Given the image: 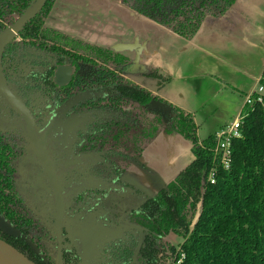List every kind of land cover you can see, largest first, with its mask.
I'll return each instance as SVG.
<instances>
[{
	"label": "trees",
	"instance_id": "16d2710c",
	"mask_svg": "<svg viewBox=\"0 0 264 264\" xmlns=\"http://www.w3.org/2000/svg\"><path fill=\"white\" fill-rule=\"evenodd\" d=\"M35 1L0 0V34ZM119 1L191 39L203 22L224 15L238 0ZM53 3L45 0L17 40L5 46L0 67L39 133L54 128L57 110L79 95L61 118L75 114L85 121L75 129L71 151L64 146L69 155L61 150L57 164L66 156L80 159L92 180L88 186L84 179L75 180L80 187L65 207L59 258L50 196L33 188L32 178L16 180L19 171L30 167L24 154L35 159L25 130L0 127V216L15 231L0 230V238L36 264H264V107L244 105L242 136L231 142V164L228 169L217 166L210 183L215 133L200 139L194 116L171 104L166 117L148 107L153 100L163 102L155 92L170 79L168 74L150 70L147 76L156 79L151 86L131 79L123 72L130 64L126 56L46 26ZM62 64L73 67L72 79L58 86L54 72ZM81 66L87 70L80 72ZM161 133L189 140L194 158L150 196L128 187L122 177ZM43 185L48 187L46 181ZM91 214L119 235L100 240L86 261L75 232L87 228Z\"/></svg>",
	"mask_w": 264,
	"mask_h": 264
},
{
	"label": "crops",
	"instance_id": "0c3cea01",
	"mask_svg": "<svg viewBox=\"0 0 264 264\" xmlns=\"http://www.w3.org/2000/svg\"><path fill=\"white\" fill-rule=\"evenodd\" d=\"M45 24L126 56L130 64L124 74L143 85L140 76L150 79L152 69L168 74L170 79L155 94L194 119L207 116L205 109L221 101L220 107L232 113L211 133L243 111L245 97L264 69V0H238L224 15L203 22L191 39L124 7L119 0H54ZM144 151L143 163L158 176L164 170L153 171L155 160L165 159L168 175L167 168L189 164L194 158L185 138L175 133H161ZM147 151H152L151 159Z\"/></svg>",
	"mask_w": 264,
	"mask_h": 264
},
{
	"label": "rangeland",
	"instance_id": "374dc122",
	"mask_svg": "<svg viewBox=\"0 0 264 264\" xmlns=\"http://www.w3.org/2000/svg\"><path fill=\"white\" fill-rule=\"evenodd\" d=\"M143 78L144 76L143 77L140 76V80H145L144 83L146 85H150L151 83L156 82V79H152V78L143 79ZM77 98H79V95L71 97L64 104L62 108L57 110L54 128L53 127L50 128V126H46V128L43 131H41L40 133L38 132L39 134H42V136H44L43 138L46 141V146L50 147L49 153H50V157H51V160L53 162L55 169L58 166L57 164L58 150L64 149L66 151V155H69V149H67V147L70 146L72 139L75 135V130H72L71 134L66 138V140H62V131H63V126L65 122H67V120H69L70 118H73L76 116L75 114L71 115L73 117H69L68 119L66 118L64 119V116L61 118V116L67 113L66 108L70 105V103L75 101ZM8 104L9 103L5 100V98L0 93V127L5 128L6 126L9 128H14L18 130L24 128V122H23L22 116H20L15 110L11 109V107ZM220 105H222L221 101L219 102L217 101L216 103L211 104L205 109V111L207 112V116L203 115V117L197 116L195 118L197 125H199L198 136L200 137V139L210 134L215 128V125H218L217 123L222 122L224 119H228L230 114L232 113L230 109H223L222 107H220ZM79 118H80L79 121L81 125L85 121V118L82 115H80ZM185 140L189 146V149H191V142L187 139ZM66 145L67 147H64ZM149 146L150 144L147 147ZM178 149L181 152L180 146H178ZM70 151H71V146H70ZM149 152L150 151H147L146 156L148 157V159H151V157L149 156ZM183 154H184V151H183ZM24 159L29 162L30 167L27 170H23V172L19 171L16 175V180H20L24 178L21 181H24L25 179H28L29 181H31V178L34 179L33 183H31L30 185L33 188L39 187L41 194L50 196L51 198L50 207L53 209L54 199H53V194H51L50 192L51 187H47V186L45 187V185H43V183H45V176H46L45 173L42 172L40 166L35 162L36 158L34 159L33 156L30 154V152H27L24 154ZM187 165H188L187 162H184V164L181 166H178V165L171 166V168L169 169L167 168V170L169 171L168 172L169 174L166 175L165 174V169H166L165 159L155 160L154 167L152 168L153 171L155 170L157 172L160 169L164 170V172L162 173V176H158L154 174V172H152L149 169V167L143 163L141 156H140L138 163L132 164L131 167L126 171V173L123 174L122 181L128 187L129 185L133 186L134 188H138L144 191L147 195L151 196L155 194L165 184L170 182L175 177V175H177L178 172L181 171ZM62 167L69 168L68 172L66 173L68 175L67 184L70 185L69 188L67 187V184L65 182L62 183L63 181L61 177L62 173L58 172V179H59V182L61 183L62 193H64V189L67 187V190L65 193L66 196L67 195L70 196L75 190H77L78 187H80V185H76V183H74L77 177H79L80 179H84L82 183H84L85 185L88 186L91 184L90 181L92 179H88V176H87L89 166H87L84 163H81L80 159H65ZM26 175L28 176L27 178H25ZM64 200H65V207H66V204L69 198L67 199L65 198ZM46 206L48 207V204H46ZM42 211H44V209H42ZM54 216H55V210H54ZM86 223L88 225L87 228L80 229L79 230L80 232L84 230L90 231L91 229H97V227L99 226L98 222L96 221L93 224L92 216L86 218ZM102 228L106 229L105 230L106 237H114V236L119 235L118 230H116L115 228H108V227H102ZM77 235H78L77 237L79 238L81 233L78 232Z\"/></svg>",
	"mask_w": 264,
	"mask_h": 264
},
{
	"label": "water",
	"instance_id": "95a60500",
	"mask_svg": "<svg viewBox=\"0 0 264 264\" xmlns=\"http://www.w3.org/2000/svg\"><path fill=\"white\" fill-rule=\"evenodd\" d=\"M45 0H36L34 4H32L27 10H25L15 21V23L9 27H7L0 34V59L1 55L4 51L5 46L17 39V36L24 26L29 20H31L44 6ZM138 62V55L133 60L134 65ZM72 71L73 67L69 64L58 65L54 72V82L58 86H63L69 83L72 79ZM0 93L5 98V100L14 106L19 113L22 115L24 122V130L25 135L29 143V150L34 154L36 160L41 164L44 173L49 181L50 187L53 192L54 199V222L55 229L57 232L58 239V257L60 258L61 251V228L64 217V200L61 192V188L59 185L58 177L54 171L50 153L48 151V147L46 146V141L43 138L42 134H39L34 127L33 120L31 114L27 107L16 98L8 88L4 77L2 75L1 67H0ZM16 103H15V102ZM149 109L160 113L162 116L166 117L169 114L170 106L164 102L159 100H153L149 104ZM80 118L73 117L67 120L63 126L62 131V140H66V138L71 134L72 130H75L78 125H80ZM51 128V127H50ZM52 130V129H51ZM82 229V228H80ZM76 232L81 233L79 239L81 241V254L82 257L89 261L92 259L94 252L96 250V246L100 240L106 237L105 228L98 227L97 229H91L90 231L84 230L80 232L79 230ZM86 229V228H85ZM0 230L7 234L15 235V231L9 226V224L0 216ZM75 232V236L77 237V233ZM0 264H36L20 251H18L15 247L8 244L4 240L0 238Z\"/></svg>",
	"mask_w": 264,
	"mask_h": 264
},
{
	"label": "built area",
	"instance_id": "2783aa9c",
	"mask_svg": "<svg viewBox=\"0 0 264 264\" xmlns=\"http://www.w3.org/2000/svg\"><path fill=\"white\" fill-rule=\"evenodd\" d=\"M264 78L258 80L257 86L254 90L246 95L245 104L251 106L254 103H259L264 107ZM242 123V111L236 117L215 132L214 146L211 148L212 152V167L208 171L207 181L214 183L217 166L228 169L231 164V142L233 139L240 138Z\"/></svg>",
	"mask_w": 264,
	"mask_h": 264
},
{
	"label": "flooded vegetation",
	"instance_id": "af4514ba",
	"mask_svg": "<svg viewBox=\"0 0 264 264\" xmlns=\"http://www.w3.org/2000/svg\"><path fill=\"white\" fill-rule=\"evenodd\" d=\"M17 40V39H16ZM63 65V64H62ZM87 70V68L86 67H84V66H81V68H80V72H85ZM72 73H73V71H72ZM16 103V102H15ZM30 112V111H29ZM31 114V113H30ZM22 116V115H21ZM31 117H32V115H31ZM67 146V145H66ZM58 147V146H57ZM49 148L50 147H48V151H49ZM60 151L61 150H58V156H57V162H58V160H60V159H58V157H60ZM65 159H73V158H71L70 156H66V157H64V158H62V160L60 161V166L58 165L57 166V168L55 169L54 168V165H53V162H52V160H51V162H52V165H53V168H54V171H55V173H56V175H57V177H58V172L59 173H62L61 172V170L60 169H63L65 172H63L64 174L63 175H61V177H62V179L63 178H65V181H67V179H68V175L66 174L67 172H68V170H69V168H64V167H62V165H63V162L65 161ZM43 169V168H42ZM43 172H44V170H43ZM45 176V175H44ZM76 179H78L79 180V177H77ZM45 181H46V184L48 185V187H50V184H49V181H48V179H47V177L45 176ZM58 181H59V179H58ZM64 181V182H65ZM75 183H76V181H74ZM80 182V181H79ZM59 185H60V188H61V183L59 182ZM66 187V186H65ZM68 188L70 187V185L69 186H67ZM67 187L64 189V193H62V195H63V200L66 198H69V195H65V193H66V190H67ZM51 191V194H53V192H52V189H50ZM61 192H62V190H61ZM71 196V195H70ZM52 197V196H51ZM50 200V202H51V198L49 199ZM64 208H65V200H64ZM64 213H65V211H64ZM90 216H92L93 217V224H94V215L93 214H91ZM90 216H88V217H90ZM63 219H64V217H63ZM95 226V225H94ZM96 227V226H95ZM99 228L100 227H106V226H101V225H99L98 226ZM97 227V228H98ZM57 243H58V241H57Z\"/></svg>",
	"mask_w": 264,
	"mask_h": 264
},
{
	"label": "bare ground",
	"instance_id": "6f19581e",
	"mask_svg": "<svg viewBox=\"0 0 264 264\" xmlns=\"http://www.w3.org/2000/svg\"><path fill=\"white\" fill-rule=\"evenodd\" d=\"M15 102V101H14Z\"/></svg>",
	"mask_w": 264,
	"mask_h": 264
}]
</instances>
